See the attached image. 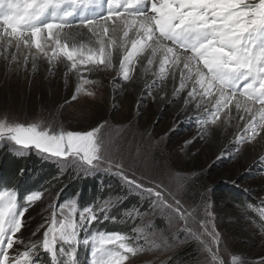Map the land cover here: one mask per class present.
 I'll return each mask as SVG.
<instances>
[{
  "label": "snow or ice",
  "instance_id": "6c2138e0",
  "mask_svg": "<svg viewBox=\"0 0 264 264\" xmlns=\"http://www.w3.org/2000/svg\"><path fill=\"white\" fill-rule=\"evenodd\" d=\"M29 60L33 70L44 60L49 72L57 65L73 72L80 81L73 100L84 84L98 83L81 73L115 69L124 81H132L139 65L141 79L145 74L159 77V91L164 93L160 99L171 83V95L183 93L182 104L202 110L206 122L224 127L230 120L243 121L237 127L244 135L237 138L259 137L258 142H264V0H0V61L27 71ZM107 123L83 132H57L40 122L25 125L4 117L0 141L11 142L17 150L35 149L71 160L85 175L104 170L118 176L129 191L146 194L152 209L184 222L183 230L199 241L206 254L204 264H228L219 251L221 236L207 196L211 189L198 194V203L188 204L180 189L133 167L143 142L128 148L127 155L126 139L124 144L107 143L102 135ZM209 131L205 129V134ZM41 195L26 193L21 202L16 189L0 185V264H41V248L51 264H79L78 229L97 221L103 208L86 206L78 220L75 204L67 215L61 207V219L54 210L51 223L46 219L32 233L36 236L44 228L43 239L26 243V214ZM110 218L116 219L104 214L105 220ZM126 239L139 236L93 237L92 264H125L130 256L146 251L144 245L125 243ZM83 242L89 244L87 239Z\"/></svg>",
  "mask_w": 264,
  "mask_h": 264
},
{
  "label": "rangeland",
  "instance_id": "374dc122",
  "mask_svg": "<svg viewBox=\"0 0 264 264\" xmlns=\"http://www.w3.org/2000/svg\"><path fill=\"white\" fill-rule=\"evenodd\" d=\"M45 74L40 67L17 71L1 61L0 118L6 117L9 121L25 125L40 122L43 127L57 132H83L107 121L102 129L105 141L124 144L126 139L125 155L128 148L143 142V152L136 155L133 167L139 168L146 177L154 176L173 190L180 189L188 204L198 203V194L211 189L207 196L213 205L214 223L221 236L219 251L228 264H260L261 258H264V238L248 227L249 223L241 212L227 208L226 202H220L213 196L217 182H229L257 202L264 203V159L251 162L244 159L249 145L247 140L233 141L221 150L215 142L201 134L202 125L194 115L189 117L181 112L174 113L176 100L159 111L152 91L137 98L129 92V81H124L120 75L84 84L83 90L73 100L80 81L64 74L58 66L54 72ZM87 91H93L94 96H87ZM2 143L12 145L7 141ZM2 143L0 141V145ZM75 168L83 173L80 167ZM208 180L214 183L210 185ZM203 183L205 185H198ZM49 195H41L26 214L27 227L23 230L26 243L43 239L44 228L36 236L32 233L46 219L51 223L54 210L57 211V219L62 218ZM142 197L150 202L147 195ZM71 205L63 206L65 215L70 212ZM147 211L149 213L141 218L136 232L139 239L125 240V243L144 245L146 251L130 256L125 264H204L206 254H202L199 241L183 230V221L164 215L160 209L149 207ZM79 212L76 210L75 213L77 220ZM19 247L24 250L23 246ZM88 260V264H92L90 246Z\"/></svg>",
  "mask_w": 264,
  "mask_h": 264
},
{
  "label": "trees",
  "instance_id": "16d2710c",
  "mask_svg": "<svg viewBox=\"0 0 264 264\" xmlns=\"http://www.w3.org/2000/svg\"><path fill=\"white\" fill-rule=\"evenodd\" d=\"M71 163L70 160L51 157L35 149L17 150L14 144L2 143L0 185L16 189L21 196V202L26 193L35 191L42 195L50 194L58 210L69 204H75L77 211L86 206H93L94 209L103 208V212H97L99 216L97 221L86 224L83 229L78 230L79 264H88L89 246L93 237L108 233L136 237L141 218L149 213L147 209L150 207V202L138 194L139 192L129 191L116 175L107 171L85 175L77 172L74 164ZM211 183L214 182L208 184L212 185ZM214 187L213 196L220 202H226L227 208L241 212L246 223H249L248 227L253 228L264 238V216L261 215L264 211V203L257 202L234 183L217 182ZM105 213L116 219L105 220ZM133 229L136 231L134 232ZM85 239L89 241L88 245L84 244ZM39 251L41 264H51L49 254L44 253L42 248Z\"/></svg>",
  "mask_w": 264,
  "mask_h": 264
},
{
  "label": "bare ground",
  "instance_id": "6f19581e",
  "mask_svg": "<svg viewBox=\"0 0 264 264\" xmlns=\"http://www.w3.org/2000/svg\"><path fill=\"white\" fill-rule=\"evenodd\" d=\"M35 51L36 50L33 48L32 52L35 53ZM57 66L63 71L64 74L70 75L71 77L75 78V80L78 81L76 75L73 72L66 73L62 65H57ZM27 67L32 69L31 60H29V64ZM38 67L42 68V70L46 74H48L49 65L47 61L39 60L37 62L36 69ZM136 68H137V72L133 73V80L129 81V92L134 93L137 96V98H140L141 96H143L144 93L147 91H152L154 95L153 97H156L157 99L156 102H157L159 111L163 110L168 104H171L172 101L176 100L177 104L175 105L174 113L177 115L178 113L181 112V113H184V115H187L189 117L194 115L202 125V127L200 128L201 134L204 135L206 139L215 142V144L218 145L217 147L218 148L220 147L221 150L226 149L227 146L230 145V143L233 141L234 142L242 141V140H239L237 137L244 135V133L242 131V128L237 127V124L242 125L243 121L230 120L228 124L225 125L224 127L219 126V122H217L216 125H211L210 122H206L203 118H201L204 115L202 110H196L194 105L184 106L182 104V98L184 96L183 93H181L179 97H173L171 95L172 87H173L171 83H168L167 87L164 89V92H166L167 95H165L163 99H160L159 97L164 95V93L159 91V88H160V85L158 83L159 77L153 76L151 74H145L143 76V79H141L140 76L138 75L140 71L139 65H137ZM80 75L92 81H97V80L102 81L107 76H115V75H120V74L115 69H105V70L97 71L95 73H90V74L81 73ZM113 94H114V90L112 89L111 95H110L111 101H112ZM232 112H233V115H235L234 107L232 109ZM205 129H210L208 134H205ZM262 135H264V133H262ZM258 141H259V137H257L256 141H248L249 145L246 147L245 152H244L245 153L244 159L247 162L248 160L251 162L257 159H264V142H258Z\"/></svg>",
  "mask_w": 264,
  "mask_h": 264
},
{
  "label": "water",
  "instance_id": "95a60500",
  "mask_svg": "<svg viewBox=\"0 0 264 264\" xmlns=\"http://www.w3.org/2000/svg\"><path fill=\"white\" fill-rule=\"evenodd\" d=\"M36 151H38V150H36ZM38 152H40V151H38ZM40 153H42V152H40ZM42 154H45V153H42ZM46 155H48V154H46ZM48 156H50V155H48ZM52 157V156H51ZM57 158V157H56ZM60 159H63V158H60Z\"/></svg>",
  "mask_w": 264,
  "mask_h": 264
}]
</instances>
